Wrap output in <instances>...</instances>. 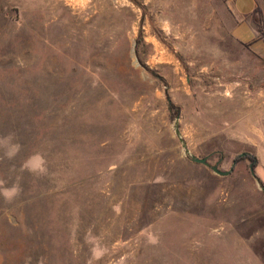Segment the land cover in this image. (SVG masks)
Instances as JSON below:
<instances>
[{"label": "rangeland", "instance_id": "1", "mask_svg": "<svg viewBox=\"0 0 264 264\" xmlns=\"http://www.w3.org/2000/svg\"><path fill=\"white\" fill-rule=\"evenodd\" d=\"M238 20L227 0H0V264H264V58Z\"/></svg>", "mask_w": 264, "mask_h": 264}, {"label": "crops", "instance_id": "2", "mask_svg": "<svg viewBox=\"0 0 264 264\" xmlns=\"http://www.w3.org/2000/svg\"><path fill=\"white\" fill-rule=\"evenodd\" d=\"M233 14L239 18L238 23L231 29V36L238 43L246 45L247 49L264 58V43L257 37V32L248 24L247 18L254 12V0H227ZM261 107L264 109V88L260 89ZM264 120V110L260 121Z\"/></svg>", "mask_w": 264, "mask_h": 264}, {"label": "water", "instance_id": "3", "mask_svg": "<svg viewBox=\"0 0 264 264\" xmlns=\"http://www.w3.org/2000/svg\"><path fill=\"white\" fill-rule=\"evenodd\" d=\"M189 160L192 162V163H195V164H200L206 168H208L212 173L216 174V175H219V176H226L229 174V170L227 171H221L217 168V163H214L213 165H210L207 161V157H202V158H197V157H194V156H189ZM249 171L252 175V177H254L253 173L251 172V168H249ZM260 189L262 191H264V187H260Z\"/></svg>", "mask_w": 264, "mask_h": 264}, {"label": "trees", "instance_id": "4", "mask_svg": "<svg viewBox=\"0 0 264 264\" xmlns=\"http://www.w3.org/2000/svg\"><path fill=\"white\" fill-rule=\"evenodd\" d=\"M237 160H247L248 162H250V166L254 167L256 165V159L254 156L248 154V153H242L237 155L233 162H236Z\"/></svg>", "mask_w": 264, "mask_h": 264}]
</instances>
